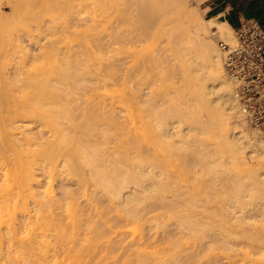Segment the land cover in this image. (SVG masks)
Listing matches in <instances>:
<instances>
[{
	"label": "bare ground",
	"instance_id": "bare-ground-1",
	"mask_svg": "<svg viewBox=\"0 0 264 264\" xmlns=\"http://www.w3.org/2000/svg\"><path fill=\"white\" fill-rule=\"evenodd\" d=\"M82 1L100 6V12L86 20L71 14L62 33L107 23L106 35L71 44L54 61L59 54L54 30L28 49L29 68L4 72L0 66V264H82L85 259L74 247H141L148 238L157 246L182 247L184 235L194 242L185 264H260L248 256L250 247H235V233L212 231L216 216L254 226L249 214L259 212L264 220V139L245 133L208 36L216 27L223 41L233 43L230 26L196 18L187 0H158L160 14L148 4L152 0H134L118 7L126 12L122 17L114 0ZM67 2L65 7L70 2L73 8L88 7L80 6L81 0ZM174 50L180 68L188 71L193 108L158 99L148 81L162 74L173 79L180 72L171 60ZM95 58L106 61L107 71L100 64L93 68ZM194 103L208 113L198 114ZM215 118L222 129L231 125V133L221 137L232 157L201 139ZM245 147L255 170L249 177L231 169L234 154ZM190 165L200 174L189 180ZM206 202L214 213L205 214ZM159 216L169 220L159 226V235L133 239L136 228ZM261 227L247 230L264 245ZM108 233L112 237L103 240ZM217 242L224 247H211Z\"/></svg>",
	"mask_w": 264,
	"mask_h": 264
},
{
	"label": "rangeland",
	"instance_id": "rangeland-1",
	"mask_svg": "<svg viewBox=\"0 0 264 264\" xmlns=\"http://www.w3.org/2000/svg\"><path fill=\"white\" fill-rule=\"evenodd\" d=\"M67 1L68 0H0V11H1L0 12V66H2L1 63H3L4 64L3 68L5 70L2 69V67L0 69H2L4 72L5 71L12 72L13 70L18 69V68L21 69V67H22V70H24L25 68H29L30 67L28 66L30 63L29 57L31 54L29 51L30 50L29 48H32L37 43L39 44L40 40L42 41V39H44L46 35H48L50 32H53L54 30H55L54 34L51 36V38L53 39L55 38L56 40H59L58 45H57L58 47L56 48L58 49L59 54H56V56H54V59H53L54 61H58L61 58V55L64 54L62 53V51L65 52L69 45L71 46V44L73 45L81 41L84 42V40L88 38L98 37L99 34L102 36L106 35L107 23H102L103 25H99L98 27L96 26V28L92 27V30H89V31L82 27V28L75 29V30L71 29L69 32L64 31V33H62L61 28L64 27L63 26L65 25L64 23L67 22L70 17L72 18L73 15L71 14L74 13L75 14L74 16H76L77 14L79 17L83 18V19L80 18L81 20H84V19L86 20V18L88 19V17L90 16L91 17L93 15L96 16L95 13H98V9L100 12V9H101L100 6L98 7L97 4H96L97 5L96 7L94 4L93 6L91 5V3L88 4L89 2H86V1L84 2L88 4V7L87 5L86 6L83 5L84 6L83 7L82 4H84V2L82 0L81 2L83 3L80 2L81 3L80 6H82L80 8L77 7V5L74 8L71 7L70 5L71 0H69L70 4H68V6L70 7L68 6L65 7L66 4L68 3ZM114 1L117 2V9H118V12L120 13L119 16L122 13L121 15L122 17L124 16L123 14H125L126 12L125 13L120 12L119 10L120 6L124 7V6L130 5L129 3H132L134 0H114ZM187 1H188V4L190 5V9L192 10V15H194L196 18L208 19L204 16V12L200 8V6L195 4L194 0H187ZM72 4L74 6L76 3L75 4L72 3ZM148 4L152 5L151 8L154 10L156 14L162 13V11H159L157 9V7L158 6L160 7L161 5L158 2V0H152L151 3L148 2ZM137 5H141V4L138 3ZM136 7L134 6V8L131 10L136 11ZM166 7L167 6H164V9H166ZM116 16L119 18L118 14ZM75 18H78V17L76 16ZM80 22L82 23L83 21H80ZM87 22L89 21H86L85 23ZM85 23H83V25ZM124 27L127 28V25H125ZM57 30L61 32L57 33L58 32ZM208 36L210 40H212L215 43L218 53L221 57V62L223 66V54L218 47V41L222 39L219 37L216 27H213L209 30ZM232 39H233V31H232ZM18 44H20L21 46L23 45H26V46L17 47ZM228 44H232V43H228ZM182 45L184 47L185 46L188 47V42L184 41ZM82 49H83L82 51H85L84 48ZM173 52L174 53H173L171 60L173 61V58H174V61L176 60L175 61L176 69H178L180 72L178 74L173 75L174 77L173 79H170L165 74H162V75H158L155 77H150L148 81H150L151 84L153 83V89H154L155 94L158 96L157 97L158 99L163 98L167 100V102L170 105H173L172 101H183L185 104L184 106L188 107L190 104L191 105L193 104L192 102H189L190 104L188 103V71L186 72L182 70L183 66L182 64L179 63V60H177L175 50ZM143 56L145 55L139 56L137 60ZM92 63L94 65L93 68L99 67L98 64H100V69L103 70V72L107 71L106 64H105L106 61L105 63L103 62L100 63V61L97 63V59H96V60H93ZM26 64L27 66L25 67ZM31 64L32 63H30V65ZM35 64L36 65L40 64V61L35 62ZM23 66L25 68H23ZM223 74H224V71H223ZM172 80H174L173 83H172ZM144 82H146L145 79H142V83ZM112 89L114 88L111 87L110 90ZM120 89L121 88L119 87L118 90ZM127 89L128 87L125 88V90ZM169 91H171L170 94H167ZM191 105H190V108L192 107ZM193 106L195 107V103ZM197 106L198 104L195 107L196 110L194 109L197 113L198 112L203 113V114L208 113L207 107L199 106L197 109ZM196 112L195 114H197ZM211 120H212L211 126L205 131V134L201 137V139L209 147L221 152L223 156L232 157L231 151H229L228 149L224 147V141L221 137L223 131H225L226 134L228 135L231 133V125H226L225 129H222L221 126L219 125L220 121L218 119L215 118ZM242 124L245 127L244 131L246 134H252L256 132L249 127L247 128V124L245 122L244 123L242 122ZM238 126L241 128V124H239ZM239 127L237 129H239ZM249 151H250V148L245 147L242 153L234 154V157H235L234 164L231 166V169L232 171H234L235 174L242 173V174H245V176L249 177L251 176L252 173H255V170L252 167L253 161L249 157V153H250ZM241 158H243L245 162L246 161L247 162L245 164L242 163L244 160ZM250 165H251L250 167L251 171L248 168V166ZM196 173L197 175L200 174L198 167H192V165L188 166V179L189 178L191 179V177H194ZM202 179H204L205 181V179L207 178L204 177ZM218 197L219 196L217 195V197L213 201L215 202L216 199H218ZM262 198H264V196ZM213 201H211L210 203L208 202V203L214 207L217 204H214ZM209 204H208V207H210ZM207 209L209 208L205 209L206 215L209 214L208 211L211 212V207H210V210H207ZM206 210H207V213H206ZM215 210L212 212L214 213ZM212 212L210 214H212ZM258 215H259V212H254V213L249 214L250 220L255 223L254 226H247L243 223L241 225L239 224L234 225L233 223L227 222L228 220L224 217H220V216L212 217L211 218L212 225H213L212 231H216V233H218L220 232L221 229H227L231 231L232 233H235L238 237L237 240L234 241L235 247L243 248L242 251H244L245 248L250 247L249 248L250 254L248 256L256 258L261 261L260 264H264V245L253 241L251 238H253L254 236L251 237L249 235L250 230L249 232L247 230L248 228L253 229V230L257 229L258 231L257 230L255 231L260 232L259 229L261 230L262 229L261 226H264V220H262ZM167 223H169L168 217L159 216L151 220L145 226L136 228L133 239L137 241L140 236H147L148 234H152L151 237L154 235H159L161 231L159 226L167 224ZM233 225H234V228H233ZM244 228L247 231H244L243 230ZM110 237H112V234L108 233L106 234V237L103 240H106ZM130 239L131 238L127 237L124 241L126 242ZM148 239H147L148 244L147 245L144 244L141 247H134L135 246L134 245L133 247H99V246L95 247L94 246V247H74V248L80 251L79 252L80 255H83L85 260L82 262V264H137L136 261H144L145 264H171L170 261L172 257L173 258L178 257L180 259V264H185L184 259L188 260V251L191 250V247L194 246L193 245L194 242L190 238L189 235H184V237L181 238L182 247H167L170 244L169 242L164 243V244L161 243V245L157 246L158 242L151 244L149 243L151 239L150 238ZM141 241L142 240H138V242H141ZM211 247L215 248V247H224V246L221 244V242H217V243L212 244ZM222 264H242V261L222 263Z\"/></svg>",
	"mask_w": 264,
	"mask_h": 264
},
{
	"label": "built area",
	"instance_id": "built-area-1",
	"mask_svg": "<svg viewBox=\"0 0 264 264\" xmlns=\"http://www.w3.org/2000/svg\"><path fill=\"white\" fill-rule=\"evenodd\" d=\"M233 43L218 41L223 71L247 126L264 139V30L245 18L232 30Z\"/></svg>",
	"mask_w": 264,
	"mask_h": 264
},
{
	"label": "crops",
	"instance_id": "crops-1",
	"mask_svg": "<svg viewBox=\"0 0 264 264\" xmlns=\"http://www.w3.org/2000/svg\"><path fill=\"white\" fill-rule=\"evenodd\" d=\"M198 5L206 18L226 22L232 30L245 18L256 19L264 30V0H202Z\"/></svg>",
	"mask_w": 264,
	"mask_h": 264
}]
</instances>
